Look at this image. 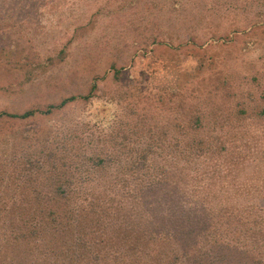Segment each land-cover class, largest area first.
<instances>
[{"label":"rangeland","instance_id":"1","mask_svg":"<svg viewBox=\"0 0 264 264\" xmlns=\"http://www.w3.org/2000/svg\"><path fill=\"white\" fill-rule=\"evenodd\" d=\"M243 3L0 0V110L45 108L98 84L90 100L52 115L31 122L0 117V175L8 177L7 162L23 155L24 139L38 129L52 140L82 138L87 148L115 128L125 133L118 140L128 134L161 143L182 138L180 124L198 114L199 136L231 146L229 159L246 155L234 177L223 172L225 185L251 191L232 203L264 207V16L256 15L264 5ZM191 36L196 44L187 42ZM215 121L223 126L213 130ZM189 129L188 136L196 132ZM7 180L0 202L20 200L18 184Z\"/></svg>","mask_w":264,"mask_h":264},{"label":"trees","instance_id":"2","mask_svg":"<svg viewBox=\"0 0 264 264\" xmlns=\"http://www.w3.org/2000/svg\"><path fill=\"white\" fill-rule=\"evenodd\" d=\"M243 1L244 9L264 5ZM187 42L196 44L192 36ZM97 89L0 117L31 122ZM203 127L197 114L180 124L183 139L161 143L118 140L125 133L115 128L94 148L70 134L52 140L46 129L26 137L28 149L7 162L8 177L0 175V184H18L21 197L0 202V264H264V207L232 203L251 191L223 182L246 155L229 159L231 146L199 136Z\"/></svg>","mask_w":264,"mask_h":264}]
</instances>
